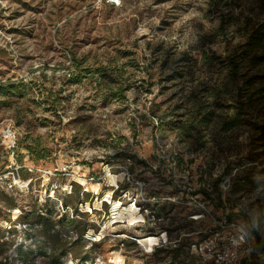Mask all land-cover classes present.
<instances>
[{
    "label": "rangeland",
    "instance_id": "1",
    "mask_svg": "<svg viewBox=\"0 0 264 264\" xmlns=\"http://www.w3.org/2000/svg\"><path fill=\"white\" fill-rule=\"evenodd\" d=\"M263 18L264 0H0V83L28 87L10 106L0 95V132L16 140L0 138V264L22 252L28 264H215L206 239L264 237V99L224 130L241 94L234 106L214 92L224 57ZM76 58L104 76L69 81ZM171 120L193 138L177 142ZM63 201L84 234L55 223ZM244 264H264V251Z\"/></svg>",
    "mask_w": 264,
    "mask_h": 264
},
{
    "label": "trees",
    "instance_id": "2",
    "mask_svg": "<svg viewBox=\"0 0 264 264\" xmlns=\"http://www.w3.org/2000/svg\"><path fill=\"white\" fill-rule=\"evenodd\" d=\"M253 18H250L249 21L251 22ZM246 41L243 43H240L237 45V47L234 49V51L231 54H228L224 57V62L226 64V67L228 68V75L227 80L222 84L215 85L216 88H214V92H216L218 89L220 91L227 90L226 92L229 94V100L231 102H234V106L237 104V95L240 93L241 99H239V103L237 106L238 110L234 114L232 118H229L228 120L223 121L224 130L232 129L234 126H236L238 123H240L243 119L251 117L252 110L256 107L255 102L264 99V18L263 19H256L253 24L247 27L246 31ZM68 68V80L69 81H77L81 77H94L96 74H99L100 76H104L101 74V71L104 69L95 68L92 69L90 67H87L83 65L82 61L80 59H74L73 62L67 67ZM74 69V70H73ZM217 83V82H216ZM109 90H114L113 86L109 84ZM26 83L23 82V80H7L5 82L0 83V95L4 98L3 104L6 106H10L13 102V98L15 96L24 95L25 90H27ZM51 90L44 94H50L49 96L46 95L45 101L47 104H49V109L54 110L55 114H58L57 111L60 110V104H61V97L59 94L50 93ZM61 92V91H59ZM122 90L117 89L113 95L115 97H118V94H121ZM260 94L257 96V94ZM111 96V95H109ZM206 116H201V119L199 121V124L202 125L204 122H206ZM196 117L192 116L187 121L195 120ZM157 124L154 125L156 129L163 130V119L160 115H157ZM173 122V123H172ZM179 121H170V130L173 131L176 135L177 142H182L183 140H191L193 138L192 130L194 127H188V125L180 123L178 125ZM162 123V124H161ZM161 124V125H160ZM259 127V134L262 140H264V124H261ZM186 137V139L182 138ZM174 142H176L174 140ZM176 142V143H177ZM172 143V142H171ZM175 144V143H174ZM175 147V145H174ZM6 152V151H5ZM4 152V154H6ZM46 156V155H45ZM9 164L8 157L6 159H3V164L1 165V169L3 172H6L7 165ZM242 178H240L241 180ZM254 182V181H253ZM219 182L217 183V185ZM255 184V185H259ZM74 186V185H73ZM127 185L123 187L125 189ZM218 188V186H217ZM76 191V189H74ZM196 191H193L192 194H194ZM205 193H207L205 191ZM3 196L5 199H8L9 196L6 193V191H3ZM79 194L81 196L80 202H84L89 200V195L91 192L89 190H84L82 187L79 191ZM6 205H8L6 203ZM63 212L62 216L55 221L56 224H65L67 226H70L71 229H74L78 232L79 235H82L86 232V226L87 223H83V228H80V225L78 223L80 220L75 217H66V213L68 211L69 204L66 201H63ZM79 208V202L75 206L74 211L82 215L84 211L78 210ZM44 218L43 220H45ZM26 222V220H24ZM43 222V221H42ZM45 223V222H44ZM253 231L256 233V241L254 243V251L257 252L260 250L261 252L264 251V237L260 235L259 231L256 229H253ZM175 250H179L178 248ZM25 253H21V261L22 264H28V260L24 258ZM61 254H65V251H61ZM61 255V256H62ZM90 257L89 255H84L81 257L82 261L88 260ZM182 264H193V263H187L184 260L180 261ZM52 263L53 264H63L60 260L59 256H52ZM36 264V263H33ZM79 264V263H76Z\"/></svg>",
    "mask_w": 264,
    "mask_h": 264
},
{
    "label": "built area",
    "instance_id": "3",
    "mask_svg": "<svg viewBox=\"0 0 264 264\" xmlns=\"http://www.w3.org/2000/svg\"><path fill=\"white\" fill-rule=\"evenodd\" d=\"M114 1L116 2V0ZM12 132L11 128L7 130L3 128L0 132V138H10L12 146H15V135ZM218 223L220 228L230 225L228 224L227 219L219 220ZM255 240L254 235H251L250 233H242L239 237H236L229 243L225 242L224 239L217 243L215 238H208L205 240V244L201 242L199 247L204 251L202 253L204 257L207 256L212 259L215 264H244L245 259H247L254 251L253 247Z\"/></svg>",
    "mask_w": 264,
    "mask_h": 264
},
{
    "label": "bare ground",
    "instance_id": "4",
    "mask_svg": "<svg viewBox=\"0 0 264 264\" xmlns=\"http://www.w3.org/2000/svg\"><path fill=\"white\" fill-rule=\"evenodd\" d=\"M162 236V235H161ZM165 237V236H164ZM161 238V237H160ZM145 240H148L149 241V248L148 249H152L154 248L155 244L158 243V240H159V236L158 235H149L147 236L146 238H144ZM143 240V239H141Z\"/></svg>",
    "mask_w": 264,
    "mask_h": 264
}]
</instances>
